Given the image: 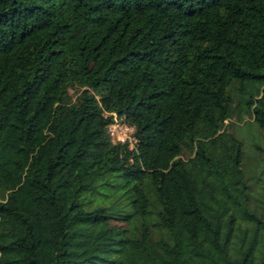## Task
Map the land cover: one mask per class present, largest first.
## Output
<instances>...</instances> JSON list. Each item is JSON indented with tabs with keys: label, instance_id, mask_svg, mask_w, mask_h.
<instances>
[{
	"label": "trees",
	"instance_id": "16d2710c",
	"mask_svg": "<svg viewBox=\"0 0 264 264\" xmlns=\"http://www.w3.org/2000/svg\"><path fill=\"white\" fill-rule=\"evenodd\" d=\"M239 109L264 141V0H0V264H264Z\"/></svg>",
	"mask_w": 264,
	"mask_h": 264
},
{
	"label": "rangeland",
	"instance_id": "374dc122",
	"mask_svg": "<svg viewBox=\"0 0 264 264\" xmlns=\"http://www.w3.org/2000/svg\"><path fill=\"white\" fill-rule=\"evenodd\" d=\"M68 93L74 97L77 94V89L72 87L69 89ZM240 114L237 116L238 118L226 120L232 125H228V130L233 131L235 135L242 139L243 150L245 158L252 157L254 153V144L263 145L264 141L262 140L258 128L253 123H244L243 119L246 116L244 110L239 109ZM122 118V117H121ZM123 120V119H122ZM250 165H248L249 167ZM247 167V170L249 169ZM259 179L253 183L254 190H252L251 195L253 199L251 200V206L255 207L256 211L259 213L264 212V173L258 174ZM101 191H104L101 189ZM98 199V197H97ZM94 199V201H97Z\"/></svg>",
	"mask_w": 264,
	"mask_h": 264
},
{
	"label": "built area",
	"instance_id": "2783aa9c",
	"mask_svg": "<svg viewBox=\"0 0 264 264\" xmlns=\"http://www.w3.org/2000/svg\"><path fill=\"white\" fill-rule=\"evenodd\" d=\"M105 131L111 142L125 143L128 148L136 143L133 125L125 122L115 113H112V119L105 125Z\"/></svg>",
	"mask_w": 264,
	"mask_h": 264
}]
</instances>
